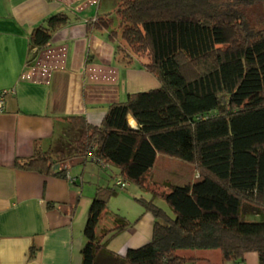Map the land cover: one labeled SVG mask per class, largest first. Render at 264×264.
<instances>
[{
    "label": "trees",
    "instance_id": "trees-1",
    "mask_svg": "<svg viewBox=\"0 0 264 264\" xmlns=\"http://www.w3.org/2000/svg\"><path fill=\"white\" fill-rule=\"evenodd\" d=\"M264 0H120L118 22L110 16L88 21L89 30L120 36L116 54L142 65L160 87L132 94L110 106L100 126L71 118L81 128L76 154L93 155L120 170L113 188H99L91 203L82 264H186L196 261L179 251L217 250L224 262L240 264L257 253L264 264V27L249 23L245 10ZM58 13L34 29L32 46L43 47L67 25ZM117 42V41H116ZM136 122V128L130 124ZM64 152L36 150L15 166L66 177L54 171ZM159 157L193 165V184L162 186L149 174ZM127 183L119 188L116 182ZM129 184L153 194L137 198L154 216L152 240L124 256L108 249L106 237L129 227L116 214L115 228H96L109 200ZM259 215L258 222L246 216Z\"/></svg>",
    "mask_w": 264,
    "mask_h": 264
},
{
    "label": "crops",
    "instance_id": "crops-1",
    "mask_svg": "<svg viewBox=\"0 0 264 264\" xmlns=\"http://www.w3.org/2000/svg\"><path fill=\"white\" fill-rule=\"evenodd\" d=\"M84 1L69 8L50 0H0V96L4 94L0 112V264H82L91 203L99 188H113L120 170L91 154L77 155L76 146L71 149L81 136V128L71 118L100 126L110 106L160 87L157 77L142 67L145 60L117 56V42L110 39L108 30H89V20L115 17L102 10L104 0L77 12ZM58 13L67 14L70 21L53 34L49 46L66 50L63 67L25 68L32 32ZM105 74L112 79L104 80ZM130 124L137 126L132 118ZM36 150L64 152L67 159L56 164L54 171H64L66 177L15 166L16 160H26ZM166 159L158 158L149 174L151 183L182 186L196 181L159 180L157 166ZM130 185L109 200L111 206L118 204L113 209L116 212L108 211L107 205L96 228L98 235L114 229L116 214L127 220L129 227L104 240L109 250L121 256L153 237L154 216L137 198L153 200L171 214L161 199L140 187L147 194L130 191ZM252 216L253 222L263 219ZM187 255L196 261L186 264H234L224 262L217 250ZM240 264H259V257L247 253Z\"/></svg>",
    "mask_w": 264,
    "mask_h": 264
},
{
    "label": "rangeland",
    "instance_id": "rangeland-1",
    "mask_svg": "<svg viewBox=\"0 0 264 264\" xmlns=\"http://www.w3.org/2000/svg\"><path fill=\"white\" fill-rule=\"evenodd\" d=\"M119 3L120 0H104L103 4L104 6L102 7V10L104 11H108L110 13H112L113 15H115V17H111L115 20V24H114V28H117L118 26V22H117V18H116V11L119 8ZM246 12V16L247 19L249 21V23L251 24V26L255 27V28H263L264 27V3L262 4H258V5H254L250 8H247L245 10ZM117 43L123 44V41H121L120 36L116 39ZM126 47V46H125ZM30 53V51H29ZM29 57V54H28ZM123 57V56H120ZM133 58H138L137 56H132ZM28 59V58H27ZM142 60H145V58H139ZM75 144L72 145L71 149H75L74 148ZM168 160V162H167ZM168 164V166H167ZM164 165V168H163ZM166 165V167H165ZM157 175L159 176L158 179L159 180H171L173 183H177V184H183L185 182L188 181H193L197 178L198 176V172L197 169L189 164V163H185L183 161L177 160V159H172V158H168L166 159V161H159V165L157 166V170H156ZM135 184H131L130 185V191L131 190H138L140 192L145 193L144 191H141L138 189V186ZM121 193H127V191H122ZM120 193V194H121ZM147 194V193H145ZM144 194V195H145ZM113 202V201H112ZM111 204V203H110ZM108 203V206L110 205ZM160 205H162V202H160ZM118 207V204H114V205H110V207H108V211L110 212H116V210H113L115 208ZM248 217L247 220L249 221H253V216H246ZM191 251H179V254L182 256H188L187 253H189ZM220 254V251H217ZM216 259V257H215Z\"/></svg>",
    "mask_w": 264,
    "mask_h": 264
},
{
    "label": "built area",
    "instance_id": "built-area-1",
    "mask_svg": "<svg viewBox=\"0 0 264 264\" xmlns=\"http://www.w3.org/2000/svg\"><path fill=\"white\" fill-rule=\"evenodd\" d=\"M52 2L64 5L71 8L78 0H50ZM99 0H85L77 8L78 11H82L85 7L89 5L98 4ZM50 44H46L43 47H30L29 57L25 64V68H31L33 70H48L57 66H62L66 59V50L51 48ZM63 67V66H62ZM104 80H111L112 76L109 74L102 75ZM4 94L0 96V112L3 110L4 105ZM116 186L119 188H126L127 183L122 180L116 182Z\"/></svg>",
    "mask_w": 264,
    "mask_h": 264
}]
</instances>
